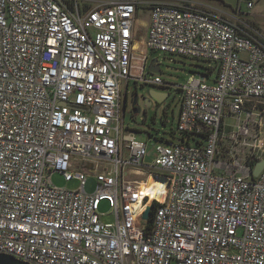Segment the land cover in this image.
I'll list each match as a JSON object with an SVG mask.
<instances>
[{"label": "built area", "instance_id": "1", "mask_svg": "<svg viewBox=\"0 0 264 264\" xmlns=\"http://www.w3.org/2000/svg\"><path fill=\"white\" fill-rule=\"evenodd\" d=\"M144 1L0 0V254L30 264H264V167L251 174L264 157V33L239 7L155 2L134 72ZM149 51L210 62L215 74L175 86L178 140H158L146 164L121 86L125 95L132 80L166 86L145 74ZM228 115L234 130L220 149ZM54 172L77 188L55 186ZM151 175L164 180L158 197L142 190Z\"/></svg>", "mask_w": 264, "mask_h": 264}, {"label": "rangeland", "instance_id": "2", "mask_svg": "<svg viewBox=\"0 0 264 264\" xmlns=\"http://www.w3.org/2000/svg\"><path fill=\"white\" fill-rule=\"evenodd\" d=\"M185 0H145L143 4L138 6L136 26L138 34L135 39V69L136 72L141 66V58L144 56V47L142 39H145L147 35V23L149 19L148 5L159 3H175L180 4ZM191 2L193 6L206 5L220 7L223 11H233L239 7L240 16L242 19L252 24L260 32L264 33V0L256 1L254 7L246 8V3H242L239 6L238 0H186ZM93 3L82 2V8L84 10L93 7ZM153 58H157L159 65V73L157 74L162 80L165 81V87H159L157 85H145L141 86L140 83H134V80L128 82L127 93L125 97V84L121 86V105L123 113V121L128 131L134 133L135 138L146 142L147 155L144 163H149L153 159V146L157 144V139L170 138L177 141L176 134L172 135V131L177 129V114L179 113V92L175 90V86L184 83L188 77L195 75L198 71L209 70L214 64L205 62L200 59H189V57L174 56L165 54L158 51H149L145 74L147 77H153L154 73L147 71L150 61ZM215 71H211L208 75L209 82L214 78ZM150 89L157 90V92L167 93V96L160 102H157L150 96ZM137 95L136 103L133 105V98ZM144 99H148L149 105L144 104ZM124 100V102H123ZM123 105L125 108L123 109ZM224 138L220 149L228 141L227 134L234 130L235 120L234 117L228 115L224 118ZM227 143V142H226ZM138 178L139 175L132 176ZM51 182L60 188H77L75 180L65 181L60 172H54L51 174ZM96 188V181L92 174H88L85 181V192L92 193ZM98 212L103 214L101 217L106 222L112 221L113 217L110 215L111 209L107 200H102L98 206Z\"/></svg>", "mask_w": 264, "mask_h": 264}, {"label": "water", "instance_id": "3", "mask_svg": "<svg viewBox=\"0 0 264 264\" xmlns=\"http://www.w3.org/2000/svg\"><path fill=\"white\" fill-rule=\"evenodd\" d=\"M159 65L157 62V58H153L150 61L149 66H147V71L150 73H159ZM150 96L153 97L155 100H157V102H160L163 98H165L167 96V93H163V92H157V90L154 89H150ZM126 97V95H125ZM137 95H135V97L133 98V105L136 103L137 100ZM144 104L147 106L150 104V102L148 101V99H144ZM124 109V107H123ZM264 167V157L259 160L257 163L254 164V167L252 169V177H257L258 174L260 173V171L262 170V168ZM149 207H146L143 214H142V219H147L148 215H149ZM0 264H30L27 263V261H21L18 260L14 257H11V255L8 254H0Z\"/></svg>", "mask_w": 264, "mask_h": 264}, {"label": "bare ground", "instance_id": "4", "mask_svg": "<svg viewBox=\"0 0 264 264\" xmlns=\"http://www.w3.org/2000/svg\"><path fill=\"white\" fill-rule=\"evenodd\" d=\"M163 181L161 177L151 175L142 183V190L152 197H158V194L165 191L164 186L161 185Z\"/></svg>", "mask_w": 264, "mask_h": 264}, {"label": "trees", "instance_id": "5", "mask_svg": "<svg viewBox=\"0 0 264 264\" xmlns=\"http://www.w3.org/2000/svg\"><path fill=\"white\" fill-rule=\"evenodd\" d=\"M209 70H207V72H205V71H200L202 74H204V75H209L210 73H211V71L213 70V67L211 68H208ZM199 72V71H198ZM175 134V131H172V135H174ZM156 140L158 141V140H164V138L163 137H161V138H159V139H157L156 138ZM155 206L156 205H154V203H153V207H151V215H152V213H153V210H154V208H155ZM150 223H151V219L150 220H148L147 221V223H145V228L147 229V230H149V228H150Z\"/></svg>", "mask_w": 264, "mask_h": 264}, {"label": "crops", "instance_id": "6", "mask_svg": "<svg viewBox=\"0 0 264 264\" xmlns=\"http://www.w3.org/2000/svg\"><path fill=\"white\" fill-rule=\"evenodd\" d=\"M212 7H214V6H212ZM214 8H220V7H214ZM221 9V8H220Z\"/></svg>", "mask_w": 264, "mask_h": 264}, {"label": "flooded vegetation", "instance_id": "7", "mask_svg": "<svg viewBox=\"0 0 264 264\" xmlns=\"http://www.w3.org/2000/svg\"><path fill=\"white\" fill-rule=\"evenodd\" d=\"M144 70H145V68H144ZM146 71V70H145Z\"/></svg>", "mask_w": 264, "mask_h": 264}]
</instances>
